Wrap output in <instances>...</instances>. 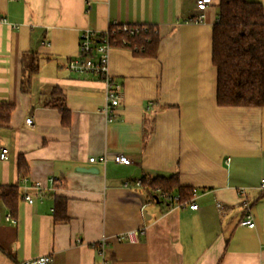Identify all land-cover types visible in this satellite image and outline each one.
<instances>
[{"label": "crops", "instance_id": "obj_1", "mask_svg": "<svg viewBox=\"0 0 264 264\" xmlns=\"http://www.w3.org/2000/svg\"><path fill=\"white\" fill-rule=\"evenodd\" d=\"M219 2L201 12L197 0H0V103L13 105L0 124V185L20 190L16 224L0 201V264L47 254L54 264H264V107L217 103ZM112 25L153 26L160 44L150 57L111 48L121 99L108 116L105 82L68 64L85 30ZM120 153L131 163L112 159ZM20 159L29 167L21 180ZM173 174L195 190L198 209L153 203L136 186ZM60 196L66 219L53 210ZM248 207L254 227L240 224ZM131 229L144 230L138 242L117 239Z\"/></svg>", "mask_w": 264, "mask_h": 264}, {"label": "trees", "instance_id": "obj_2", "mask_svg": "<svg viewBox=\"0 0 264 264\" xmlns=\"http://www.w3.org/2000/svg\"><path fill=\"white\" fill-rule=\"evenodd\" d=\"M140 31L126 36L121 25H112V41L126 48L138 46L136 54L154 56L160 36L153 26H140ZM212 60L217 68V103L221 106L264 107V5L249 0H220L218 17L213 25ZM30 73L38 68L33 58ZM68 122V110L62 103H55ZM13 105L0 103V124H8ZM19 180L26 178L29 167L25 160L18 163ZM143 190L153 203H162L160 192L177 193L180 203L193 198V188L182 186L178 174L142 179ZM160 191V192H159ZM19 185H0V201L17 217ZM159 201V202H156ZM170 203L169 205H171ZM66 198L57 197L54 213L57 219H66Z\"/></svg>", "mask_w": 264, "mask_h": 264}, {"label": "built area", "instance_id": "obj_3", "mask_svg": "<svg viewBox=\"0 0 264 264\" xmlns=\"http://www.w3.org/2000/svg\"><path fill=\"white\" fill-rule=\"evenodd\" d=\"M210 0H197V7L202 12L206 9L208 2ZM204 18V14H199L195 21H201ZM2 19V18H0ZM123 32L126 36L134 35L140 31L141 27L137 26H122ZM146 29V27H143ZM114 34V30L111 27L105 32L98 33L92 30H85L81 35L80 42V54L81 57L78 59L71 60L68 64L69 69L79 72L86 73L90 72L97 75L101 80H103L107 87V102L105 104L104 111L109 116L115 107H117L120 103L121 92H120V84L117 83L113 77L110 76L108 72V62H109V54L111 48L115 45H119L116 41H112L111 36ZM127 45V40L122 41V46ZM138 46H134L133 50H139ZM27 123H31L32 119L27 118ZM8 150L5 147H0V158L4 159L7 155ZM109 155H103L100 157V160L106 162L109 159ZM112 159L118 163L122 164H130L131 159L125 154H114L111 156ZM95 157H91L90 161H95ZM50 180L54 184L62 185L64 183V178L60 176H53ZM25 182V180H23ZM137 187L142 186V181L138 180L136 182ZM35 187H40L39 184H36ZM261 189L264 190V178L261 180ZM160 192V191H159ZM195 190L193 189V198L189 202L180 203L179 195L169 194L166 192H160V196L158 200H162L168 204H177L180 206L188 205L191 209H198V205L194 202ZM24 199L30 204L34 203V198L30 194H24ZM41 199V198H40ZM54 210V209H53ZM6 219L12 224L17 223V219L13 218L11 213L6 215ZM241 225H246L249 227L255 226V221L253 219L252 214L250 213V208L248 207L245 212V217L240 221ZM144 233V230L140 229H131L126 232L117 235V239L119 241H129L132 243H136L140 240V236ZM107 243L106 237H103L99 242H97V247L104 249ZM22 264H54L53 256L50 254L40 256L38 258L29 259ZM94 264H108L106 261L96 262Z\"/></svg>", "mask_w": 264, "mask_h": 264}, {"label": "water", "instance_id": "obj_4", "mask_svg": "<svg viewBox=\"0 0 264 264\" xmlns=\"http://www.w3.org/2000/svg\"><path fill=\"white\" fill-rule=\"evenodd\" d=\"M80 170L92 171L91 169H87V168H80Z\"/></svg>", "mask_w": 264, "mask_h": 264}]
</instances>
